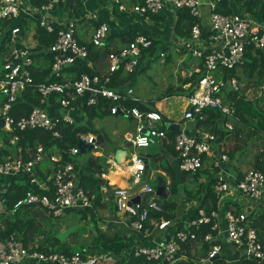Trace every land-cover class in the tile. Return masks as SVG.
I'll use <instances>...</instances> for the list:
<instances>
[{"label":"built area","instance_id":"built-area-1","mask_svg":"<svg viewBox=\"0 0 264 264\" xmlns=\"http://www.w3.org/2000/svg\"><path fill=\"white\" fill-rule=\"evenodd\" d=\"M66 1L47 0L42 6L36 7L23 0H0V25L20 20L22 17L31 25V30L29 29L26 33H23L19 26H11L6 32L0 31V120L4 121L2 129L10 134L12 145H17L20 141L19 135L15 134L18 131L43 129L59 138L58 125L61 122L74 124L76 121L74 115L79 113V100L86 102L87 106H95L102 99L110 101L111 115L127 117L136 123L135 131L127 137L130 148L126 159L118 164L114 156H108L107 163L108 173L117 169L127 170L131 187L138 190L132 193L126 187H117L113 190L114 200L119 213L128 219L136 218L131 223V228L138 232L143 231L149 236L153 231L145 229L149 210L161 212L162 206L158 202L156 188L148 182H143L150 168L144 151L158 145L167 137L166 121L160 111H142L136 106H129L127 104L129 101H142L136 96L135 89L132 87L118 90L110 88L108 84L112 82L122 65L125 73H133L140 65L139 58L142 56V50H149L153 42L146 36H137L132 43L108 54L109 64L102 73L82 74L79 79H72L65 74V70L79 60L87 59L88 50L77 38L78 19L68 14L63 16L57 14L59 5ZM79 1L83 4L88 0ZM109 1L120 11H131L141 17L169 13L174 23L178 19L180 10H189L194 18V24L191 35L184 40L183 46L184 49L191 51L197 65L191 66L192 69L186 74V78H192L194 74H200V77L195 93L187 98L188 105L182 120L194 121L197 114L209 108L220 109L228 116L234 114L233 107L225 102L223 92L229 87L238 89V82L235 78L225 80L221 76L243 63L249 45L264 48V24L242 17L235 7L247 0H141L132 6L125 5L123 0ZM223 4L229 7L231 5L229 8L231 13L224 12L226 8ZM203 9L209 11L207 25L202 23ZM33 22L38 23L39 27L48 33H55L57 36L56 41L47 47L48 52L42 59L35 58L34 50L38 42L34 38ZM109 31L107 24H101L93 32L92 43L96 47L104 45ZM46 56L51 57L47 64ZM47 69L50 70L51 81L35 83L34 73L44 72ZM189 86L190 84L184 87ZM29 88H35L40 94V106L35 107L27 116L17 117L14 115L15 105ZM103 108L106 110V107ZM226 128L233 130L232 123L227 122ZM81 140L97 147L96 135L81 134L79 141ZM216 144L222 152L227 146L226 141L219 140L212 132L198 130L191 136L180 125L175 138L180 170L194 173L202 169L204 157L213 153ZM21 150L22 147L19 146L18 151L21 152ZM44 153L45 150L40 146L35 156L41 160ZM69 153L77 156L80 149L77 146L70 149ZM228 159L227 151L223 152L214 164L216 168H220L216 182L217 192L220 195L244 199H264V173L249 170L241 179L229 176L224 169H221V163ZM51 160L54 164L52 174L45 182H41L34 176V165L37 161L23 162L20 158L0 161L2 176H16L21 172L30 173L34 176L31 183L38 185L45 192H50L49 182L52 183L51 196L29 191L17 202L15 208L41 206L54 217H62L69 210L90 207L92 198L78 186L74 164L62 163L60 155L52 156ZM106 174L102 176L104 179ZM102 190L107 192L106 185L102 187ZM136 197H140L139 203H132ZM145 199L148 200L145 202ZM143 203L147 206H142ZM253 211L226 210L224 213L227 224L226 236L230 244L241 250L245 260L264 264V240L260 237L258 230L251 225L252 220L249 218ZM219 217L218 211L209 213L205 208H199V218L181 225V229L179 227L169 240L152 245L142 244L136 247L134 254L136 257L146 258L149 262L173 264L184 257L179 256L181 244L196 239L194 229L197 230L202 225H211V229L217 231ZM171 224L170 220L162 219L154 225V229L164 230ZM214 238L212 233H208L204 236V241L210 242ZM219 254L220 247L216 245L208 256L197 257L192 263L214 264V258ZM110 259L109 253L97 251L95 253L91 251L90 255L86 256L80 251H72L70 254L43 252L36 247H26L23 240L15 234L6 239H0V264L117 263L113 258Z\"/></svg>","mask_w":264,"mask_h":264},{"label":"trees","instance_id":"trees-1","mask_svg":"<svg viewBox=\"0 0 264 264\" xmlns=\"http://www.w3.org/2000/svg\"><path fill=\"white\" fill-rule=\"evenodd\" d=\"M23 1L36 7L42 6L47 2V0ZM137 1H135V3ZM79 3L82 4L79 0H67L61 3L59 8L65 9L67 7H74V5H78ZM240 5H242V9L244 10L242 15L246 14L250 19L264 24V0H247ZM223 6L226 8L224 12L231 13L229 9L231 5L229 7V5L223 4ZM33 24H35L34 38L38 42V46L34 50V52H36L35 58L42 59L44 54L48 52L47 47L51 46L56 41L57 36L55 33H48L46 30L40 28L38 23L33 22L32 25ZM193 24L194 18L191 16L189 10H180L176 22L174 23L171 20L170 24H167L171 27H168L170 35L172 31L174 32L172 40L178 41L180 38L187 40L191 35ZM11 26L21 27L23 33L28 32L29 29L31 30V25L22 17L20 20L6 22L0 25V31L6 32ZM135 38L136 33L132 32L125 35L123 39L128 45L132 43ZM150 39L153 42V46L149 50H152L159 42L155 35L150 36ZM80 44L87 48L88 57L85 60H79L75 65L65 70V74L72 79H79L82 74L91 75L92 71L89 70L90 73L87 69L88 63L97 62L99 58L109 52L108 47L103 50L102 47H96L93 43L83 44L80 42ZM149 50H142V54ZM50 59V56H46V64ZM49 72V69L44 72H35L33 75L35 83L51 81ZM94 73L97 72H93L92 75H94ZM135 75V72L125 73L122 65L108 86L118 90H123L125 87H135L137 78ZM199 77L200 74H194L192 78L185 77L184 79H180L178 86L170 85L164 91V97H190L197 89ZM221 77L225 80L235 78L238 82V89L229 87V89L227 88V90L223 92L225 102L233 107L234 114L228 116L222 113L220 109H205L201 114L196 115L197 127H202L206 131L216 134L220 140L225 139L226 142L233 137L235 140L233 151L230 150L228 153L227 146L223 151L225 153L227 151L230 155L235 154L237 151L245 153L253 144H261L263 148H261L254 157L253 169L264 173V48H255L253 45H249L246 49L243 63L238 68L230 72H225ZM244 83L249 84L257 93L259 92V95L253 99L248 98L241 87ZM188 84H190V86L185 88L184 86ZM40 99L41 96L38 91L35 88H29L25 94L19 98L15 105L14 115L17 117L29 115L35 107L40 106ZM127 104L131 107L136 106L142 111H158L155 103L150 101H129ZM111 106L112 104L110 101L106 99H102L95 106H87L86 102L84 103L83 100H79V113L75 114L74 117L76 119V117L80 115L79 118L81 119H76L74 124L61 122L57 128L60 133L59 138H56L52 132L43 129L27 130L24 132L18 131L15 133L20 137V141L17 145H12L10 143V136H7L5 139V145L0 144V161L20 158L23 162H29L30 160H34L38 147L42 146L45 150L42 156L43 158L34 165V176L38 177L41 182L47 181L48 177L52 174V167L54 165L51 160L52 156L60 155L62 163L70 162L74 164L78 186L85 190L92 198V205L82 210H69L68 213H78L81 215L82 220H87L88 216L91 214V224H95V228L97 229L93 234V245L80 246L79 249L75 251H80L84 256L90 255L92 250L109 253V255L117 261L116 264H158L159 262H149L144 257L135 256L136 247L142 245L149 236L143 231L138 232L131 228V223L136 220L135 217L127 219L126 222L119 221L118 208L113 193L108 194L106 192V195L102 190V187L107 184L102 176L108 172V158L94 156L92 153L86 156L81 155V153L77 156H72L69 153L70 149L78 146L79 136L81 134L102 135L106 141H109L107 133L97 128L94 121L111 115ZM103 107H106V110H104ZM52 113L54 114V111ZM165 121L166 124L171 120L165 118ZM227 122L232 123L233 130H228L226 128ZM177 134L178 131L167 129V137L158 145L168 154L178 158V152L175 148V138ZM19 146L22 147L21 152L18 151ZM158 153L159 152L154 154L158 169L166 172L168 176L171 177L170 185H166L170 192V196L168 199L157 197L158 202L162 206V211L149 210L148 220L145 222V229L152 231L154 225L159 223L162 219H168L170 221L176 219L181 200L178 199V201H176L172 196L178 195L179 187L182 189L181 194L184 195L183 202L195 201L198 203L200 209L205 208L209 213L214 210L219 212L222 204L227 207L230 206L228 201L222 202V196L216 190L217 176L215 173H211L210 169L202 168L194 173L181 172L178 177V174L175 173L168 162L167 157ZM34 176L27 172H21L13 176L14 179L5 188V192L0 195V239H6L12 234H15L23 240L26 247H36L43 252L70 254L73 251L72 246L67 241L62 240L61 235L58 237L56 232L44 230L42 225H40L41 223L37 218V213L39 212L37 211L45 210L49 213L47 209L41 206H22L20 208H15L17 202L24 198L29 191L42 195H52V183L49 182L51 188L50 192H45L41 190L38 185L31 183ZM201 179L205 180L200 182ZM153 187L157 188L154 185ZM147 200L148 199H145V202ZM142 206L145 207L147 205L143 203ZM107 207H109L111 211L112 220L109 225H106L108 226L107 228L103 227L100 229L97 224H99L100 221L103 223L105 222L103 217L99 216L97 213L99 209H107ZM229 208L230 207H228V209ZM237 209L239 210L240 208L238 207ZM49 214L51 217H54L53 214ZM97 216H99V218ZM249 218L252 220L251 225L258 230L260 237L264 240V212L258 215L253 212ZM179 229H181V227ZM177 231L178 230H176L175 233ZM194 232L196 233V239L182 243L179 252L180 257H187L191 262L194 261V258L208 256L211 249L218 245V242L204 241V236L206 234L212 233L213 236L216 235L217 231H213L211 225H202L199 229H194ZM38 234L42 236V239L33 241L34 236ZM195 248H197L198 251L194 255L192 250ZM221 258L222 256L215 257L214 264L223 263ZM243 260V264H255L253 261ZM163 264H168V262H163Z\"/></svg>","mask_w":264,"mask_h":264},{"label":"crops","instance_id":"crops-1","mask_svg":"<svg viewBox=\"0 0 264 264\" xmlns=\"http://www.w3.org/2000/svg\"><path fill=\"white\" fill-rule=\"evenodd\" d=\"M135 1L137 0H123L124 4L128 6H132L140 2L141 0H138L136 3ZM235 7L237 8L239 13L242 14V12H244V10L242 9V5L237 4L235 5ZM57 14L60 16L68 14L70 17H74L75 19H78L77 38L79 42L83 44L92 43L93 32L95 31L97 27H99L101 24L108 25L110 33L104 45H102L101 47L103 48V50H105L108 47L109 52L106 53L103 57L99 58L97 62L88 63V66H87L88 72H90L89 70H91L92 74L93 72H97L94 74L102 73L107 68L109 64L108 54L110 52L120 50L121 48L125 47L127 43L124 41L123 38L125 37V35L132 33V32L136 33V37L141 35V36H146L150 38V36L155 35V37L157 38L159 42L158 45L163 46V50L166 45L175 44L178 54L185 52V49L183 46L184 39L180 38L178 41H173L172 36L174 32L172 31V34L170 35V32L168 31V27L169 28L171 27L170 25H167V24H170L172 20L170 19V15H168L169 13H162L159 16L141 17V16H137L133 14L131 11H126V12L120 11L119 8L113 5L109 0H88L87 2L83 4H80V3L78 5L76 4L74 5V7H67L65 9L59 8ZM247 18H250V17H247ZM256 22L259 23V21H256ZM34 25L35 24H33L32 26ZM33 29L35 28L33 27ZM158 45H156L152 50H149L143 53L142 56L139 58L140 63H141V60L146 55L151 56L153 52L157 50L156 47ZM183 64H186V62H184V60L181 59L179 60V64L177 65H179V67H182ZM192 64L193 63H191V65ZM193 65H197V63H194ZM132 88L135 89L137 97H139L143 101H147V102L150 101L152 103H155L157 110L160 111L164 115V118H167V119L170 118L169 113L167 111L168 105L164 104V102H167L169 99L173 98V96L169 98L163 97V96L159 98L157 96L156 98L153 92L148 90V87H146L147 89L143 87L142 90L137 89V87H132ZM175 97H179V96H175ZM182 98L186 100V104H185L186 107L184 106L182 116L169 119L171 120L170 122H174L176 124L181 125L182 128L186 129L187 134L191 136L195 135L198 130L206 131L202 127L201 128L197 127L196 120L188 121V122H184L182 120L183 114L185 110L187 109V105H188L187 98L185 97H182ZM79 117L80 115L77 116L76 119H81ZM131 121L134 122V120H131ZM95 122L96 120L94 121V124ZM96 127L99 128L98 126ZM109 133H107L108 138L110 135H112ZM131 134L133 133H129V131L126 132L123 135L124 140H121L120 142H118V144L120 143L128 144L127 137ZM232 138L229 139L228 142H226L228 153L230 152V150L233 151V148L229 149V146L233 145V143L231 142ZM223 141H226V140L224 139ZM109 142H110V139H109ZM121 147L122 146H117L115 151ZM157 152H159L158 154H163L167 157L168 162L170 163L171 167L174 169L175 173L178 174V177L182 172L179 167V159L165 152L160 147V145L152 146L151 148L144 151V153L147 155V159L149 160V166H152L156 170V172L159 174L158 183L161 182L164 185H169V183H171V177L168 176L166 172L159 170L157 167V164L155 163L154 154ZM222 153H223L222 150H220V148H218L216 144L213 153H209L208 155L204 157V164H203L204 167L203 168L210 169V172L215 173L217 176L220 173V168H216L214 164L219 158V155ZM243 153L244 152L242 151H237L233 155L228 154L229 159L226 162L221 163V169H224L225 173L229 176H233V177L235 176L238 178H242L245 175V173L248 171L247 163L249 164V161H247V159L242 157ZM99 155H101V153ZM36 161H39V160L36 159ZM128 174L129 173H127V170H121V169H117V171L112 170L109 173L107 172L106 177H105L106 178L105 180L107 183L106 184L107 193L108 194L113 193V190L117 187H126L128 184L127 177L129 179ZM13 179H14L13 176L0 175V195H2L5 192V188L11 183ZM203 180L205 179H201L200 182H202ZM181 196L182 198H181L180 207L178 209V215L176 219L171 221L172 224L164 230L153 229L152 233L149 235V238L146 239L145 242H143L144 245H152L153 243L157 244V243L165 242L174 235L175 231L178 230V228L181 225H184L192 220H197L199 218L198 203L195 201H184L183 202L184 195L181 194ZM221 196H222V199H221L222 202L228 201L230 203V206H228L230 208L228 209L226 205L222 204L221 209L219 211L220 212V217L218 219L219 228L216 232V235L214 236L215 238L213 241L218 242V246L220 247V254L218 256L225 257L227 261L226 264H243L244 258H243L241 250L233 246L232 244H230L227 240V236H226L227 224L224 218V213L226 210L231 209V210H237V211H245V210L253 211L254 210L255 214L257 215L261 214L264 212V199L251 200V199H244V198H239L237 196L223 195V194ZM241 202H243V204ZM237 204L240 206V207L238 206L240 208L239 210L237 209L238 208ZM99 211L101 212L102 215L101 214H98V215L103 217L104 222H105L103 223L105 226L104 228H107L108 226L106 225H109V223L112 220L111 211L109 207H107V209H99ZM118 218H119V221H122V222H126L128 219L119 212H118ZM197 251L198 249L195 248L192 250V253L195 255ZM112 258L113 257L111 256V259ZM183 259L188 260L187 257H183Z\"/></svg>","mask_w":264,"mask_h":264},{"label":"rangeland","instance_id":"rangeland-1","mask_svg":"<svg viewBox=\"0 0 264 264\" xmlns=\"http://www.w3.org/2000/svg\"><path fill=\"white\" fill-rule=\"evenodd\" d=\"M203 20L202 23L207 25L209 23V11L207 9H203ZM242 15L241 13H239ZM242 17H248L247 15H242ZM35 28V25L33 26ZM157 50L153 52L150 56L146 55L142 60L140 65L136 68L135 76L136 84L135 87L137 89L142 90L143 87H148V90L153 92L154 96L164 97V91L170 86H178L180 83V79H184L186 74L192 69L191 63H195L194 58L192 57V53L189 49H185L183 53H177V48L175 44H168L165 46L163 50V46H157ZM164 53V55H163ZM183 59L186 64H183L182 67H179V60ZM245 94L248 98L253 99L259 95L249 84L244 83L241 85ZM250 88V89H249ZM147 89V88H146ZM261 93V92H260ZM169 98V97H168ZM164 104L168 105V113L170 118H176L182 116L184 106L186 104V100L182 97H175L169 99ZM186 107V106H185ZM183 124V123H182ZM95 125L102 129L104 133L112 134L109 136L110 142L106 141V146L102 149L99 154H93L94 156H101L104 158L112 157L115 155L116 147L117 146H124V144L120 142L124 140V134L129 131V133H133L135 131L136 123L131 121L130 118H125L119 115H108L103 119H96ZM117 130V131H116ZM114 131V132H113ZM116 131V132H115ZM114 133V134H113ZM7 136H10L9 133L5 132V130L0 129V144L5 145V139ZM235 140L232 139L233 145L229 146L230 148H234ZM263 148L261 144H253L248 148V150L242 154V157L249 161L247 163V170H254L253 169V160L255 155ZM131 151V150H130ZM115 152V153H114ZM86 156V155H84ZM85 158V157H84ZM246 168V167H245ZM158 177L159 174L156 170L150 166L147 175L143 178V182H148L153 184L154 186L158 187ZM128 184L126 188H128L132 193L136 192L138 188H132L131 182L129 181L128 177ZM152 185V186H153ZM170 185V183H169ZM178 195H173L172 198L176 201L181 200L182 196V189L179 187ZM180 196V197H179ZM243 204V202H241ZM239 205L237 204V207ZM240 207V206H239ZM243 207V206H242ZM38 220L40 221V225L42 228L47 231L56 232L57 236L61 235V239L67 241L71 246L72 250L75 251L79 249L80 246H92L94 240V233L97 231L95 228L96 225L91 224L92 219L91 214L88 216L87 220H82L81 215L75 212H67L62 217H51L48 212L45 210L37 211ZM97 214H101L98 210ZM102 215V214H101ZM99 218V216H97ZM99 228L105 227L103 222L100 221L97 224ZM65 237V238H64ZM42 239V236L35 235L33 241H37ZM32 245V244H30ZM88 249V248H85ZM99 252V251H98ZM223 263L219 264H226L225 257L222 256L221 258ZM158 264H163L162 262ZM198 264V263H195Z\"/></svg>","mask_w":264,"mask_h":264},{"label":"water","instance_id":"water-1","mask_svg":"<svg viewBox=\"0 0 264 264\" xmlns=\"http://www.w3.org/2000/svg\"><path fill=\"white\" fill-rule=\"evenodd\" d=\"M4 125V121L0 120V129H2ZM167 129L169 130H175V131H179L180 129V125L179 124H174L172 122H167L166 123ZM96 146L95 147L93 144L87 143L85 140H81L78 143V148L80 149V153L81 155H87L89 153H93V154H100V152L102 151V149L106 146V140L104 139V137L102 135H98L96 136ZM130 148V144L125 143L124 146H122L121 148L116 150V153L114 155V159L118 164H121L127 157L128 155V149ZM37 157L34 156V161H36ZM147 167H149L147 165ZM156 194L164 199H168L170 196V192L167 188L166 185H164L163 183L159 182L158 183V187L156 188ZM140 201V197H136L133 199L132 203H139ZM93 253L96 252V250H92ZM173 264H193L192 262L185 260V259H180L178 261H176Z\"/></svg>","mask_w":264,"mask_h":264}]
</instances>
